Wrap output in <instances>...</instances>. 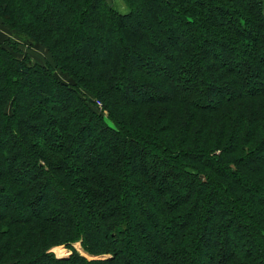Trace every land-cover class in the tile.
Masks as SVG:
<instances>
[{
  "label": "trees",
  "instance_id": "1",
  "mask_svg": "<svg viewBox=\"0 0 264 264\" xmlns=\"http://www.w3.org/2000/svg\"><path fill=\"white\" fill-rule=\"evenodd\" d=\"M122 3L124 14L110 0H0L2 24L55 66L29 65L0 42V197L17 203L0 204V264H264V0ZM107 37L113 45L100 51ZM99 51L94 64L78 58ZM130 58L162 78L127 72ZM234 61L253 74L240 77ZM203 69L202 93L187 81ZM46 86L72 105L58 112L61 97ZM142 86L172 93L126 98ZM231 88L239 92L223 97ZM208 90L220 95L202 106ZM17 170L28 179L14 182ZM32 205L41 213L22 217ZM233 239L248 247L226 251ZM77 242L102 258L80 256ZM62 245L68 257L49 252Z\"/></svg>",
  "mask_w": 264,
  "mask_h": 264
},
{
  "label": "rangeland",
  "instance_id": "2",
  "mask_svg": "<svg viewBox=\"0 0 264 264\" xmlns=\"http://www.w3.org/2000/svg\"><path fill=\"white\" fill-rule=\"evenodd\" d=\"M112 2V4L114 5V8L119 11L120 13L124 14L127 12V8L125 7V5L122 3V0H110ZM174 25H176V23H174ZM146 26H143L142 28H138L136 30L138 31H141L143 29H145ZM177 28V25L175 26ZM7 33L8 31L5 30ZM8 36H4V39L0 40L1 42H7L8 45L10 46H13V51L15 53V56L18 57L19 59H22V60H25L27 62V64L29 65H34V64H38V65H46V64H50L52 65L53 68H55L54 64H52L51 62V57L49 55V53L47 52V50L45 48H43L42 46H39V45H36V44H32V40L28 39L27 37H25L24 35L22 34H13L10 39L7 38ZM113 41L114 39L113 38H105L104 39V42L102 43L101 47H100V51H103L104 49H106V46H110V45H113ZM177 46V43L176 45H161V51L158 52V54L160 53H168L169 51L171 52H175L176 49L178 47ZM99 51L98 52H95L94 57H88V55L85 54V52H83V54H78L79 57L81 59V61L83 63H88V64H91V63H95V60H103V57L101 56V52ZM163 51V52H162ZM211 53L208 51L207 53H205V55L202 57V60L200 61L203 65L207 63L208 61V58H211ZM206 61V63H205ZM237 61H234L233 62V65L235 66L234 70L237 72V74L242 77V78H246L247 75H251L253 74L252 71H249L248 68L246 67H239V65H237ZM237 65V66H236ZM179 66V65H178ZM178 66H172L171 70L170 69H165L166 71L168 72H171L172 74L169 75L172 79V82H173V85H174V88H176V86H182V83L180 81H178L177 83L174 82V79H176V74H174L177 69H178ZM125 68H127V72H134L136 70H139L140 69H143V70H148L150 72H152L153 74H156L158 76H160L162 78V76L160 75L161 73L156 70V69H153V68H147L145 69V67H142V65L136 61V59L134 58H130L128 60V63L127 65H125ZM203 74L202 76H200L199 78H195L192 80H189L187 81V84H192V83H196L197 82V85H196V88L200 91V92H205L204 90V87H205V84L202 80V77L203 76H206L207 73L209 72L208 69H203ZM54 74L57 78H61V79H64L66 80L67 82L70 81L71 83V79L64 75L63 73H61L59 70H55L54 71ZM181 84V85H180ZM184 85V83H183ZM143 88H141L140 90L136 91V92H133V93H130V92H125L126 94V98H130V99H148V98H151V97H162L163 95H167L168 93H172L170 90H165V89H158V91L156 90H152V89H149V88H146L144 86H142ZM47 89H49L50 91V99L52 100H58L59 97V101H60V109L58 110V112H60V110L62 109H68L71 105H72V101L70 99H67L66 97H63L62 94H60L58 91H56L54 88H52L51 86H46ZM251 88H255V85H249L248 87H245V88H237L239 89V91H244V90H248V89H251ZM257 88V87H256ZM232 90H235V89H229V90H225L224 94H223V97L226 96L227 94H232ZM235 91H238V90H235ZM238 91V92H239ZM208 96L206 95V98L205 100L201 101V105L202 106H208L210 104H213L215 102V99L213 97L215 96H218L220 94L217 95V93L215 94V92H212L210 93V91L208 90L207 92ZM44 97V96H43ZM25 101L26 102H29L30 100L26 97L25 98ZM99 107H101V104H97ZM57 112V113H58ZM104 116H105V120L106 122L108 123L109 126L113 127V125L110 123V121L107 120V116H106V113L103 112ZM6 143L7 144H10L11 142L8 141V139H6ZM88 152L87 149H80V151H78V155H86ZM258 158L259 156L256 155L254 156L251 160H247V164L251 167H255L259 164V161H258ZM89 159V158H88ZM90 163H96V157H92V159H90L89 161ZM141 168H142V165L140 162H134L132 163L131 167H130V173L131 174H134V173H140L141 172ZM8 169V166H7V163H3L2 165H0V172H3L5 170ZM29 171V174H32L33 173V170H28ZM162 171H165L164 167L162 168ZM148 175L150 178H152V176H156V170H148ZM24 174H22L21 176V172L20 170H17L16 173L13 174V181L14 182H20V181H23V180H27V175L24 177L23 176ZM157 183V182H156ZM173 184H176V182H174ZM177 185V184H176ZM178 186V185H177ZM46 195L48 196L49 195V198L48 199H52L53 198V195L51 194L50 191H47L46 192ZM143 202V200H142ZM7 203V207L3 210L5 212H9L11 211L10 209L12 207H10V204H15L17 205V203H15V200L14 201H11L6 195L2 196V198L0 197V204L3 206L4 204ZM158 203V202H157ZM159 204V203H158ZM16 207V206H15ZM18 207V206H17ZM221 208V207H220ZM20 215H22V217L26 216L28 213H30V211H34L35 213H41L40 211V207H38L37 205H32L30 207H25V206H22L20 208ZM218 211L220 212V209H218ZM163 235L160 236V238H162ZM159 237H157L156 235H148V237H146L145 239L150 242V243H153L154 240H157ZM251 239H253V235L250 234V237ZM247 245V242H241L239 240H232L231 243H229L227 245V248H226V251H234L240 247L242 248H245V247H248L246 246ZM74 247V249L76 250V252H78V254L84 258H86L87 260H94V259H100V258H94V257H91L89 255H87L81 248L80 246V243H74L72 245ZM257 247V246H256ZM241 248V249H242ZM205 246H202V249H200V253H202L203 251H205ZM49 252H51L56 258H65V257H68L70 254H71V251L70 249H68L66 246L62 245V246H58V247H54L52 248ZM220 252L222 253V251H219L217 252L216 250V254H220ZM217 254V255H218ZM136 264V263H135Z\"/></svg>",
  "mask_w": 264,
  "mask_h": 264
},
{
  "label": "crops",
  "instance_id": "3",
  "mask_svg": "<svg viewBox=\"0 0 264 264\" xmlns=\"http://www.w3.org/2000/svg\"><path fill=\"white\" fill-rule=\"evenodd\" d=\"M7 30L8 33L5 31ZM14 33L9 31V29L4 26L0 20V40L4 39V36H8L7 38L10 39V37L13 35ZM1 42V41H0Z\"/></svg>",
  "mask_w": 264,
  "mask_h": 264
},
{
  "label": "built area",
  "instance_id": "4",
  "mask_svg": "<svg viewBox=\"0 0 264 264\" xmlns=\"http://www.w3.org/2000/svg\"><path fill=\"white\" fill-rule=\"evenodd\" d=\"M97 104H100L99 102H97Z\"/></svg>",
  "mask_w": 264,
  "mask_h": 264
}]
</instances>
